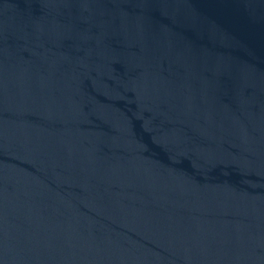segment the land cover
I'll return each mask as SVG.
<instances>
[{
  "label": "water",
  "instance_id": "95a60500",
  "mask_svg": "<svg viewBox=\"0 0 264 264\" xmlns=\"http://www.w3.org/2000/svg\"><path fill=\"white\" fill-rule=\"evenodd\" d=\"M0 264H264V0H0Z\"/></svg>",
  "mask_w": 264,
  "mask_h": 264
}]
</instances>
